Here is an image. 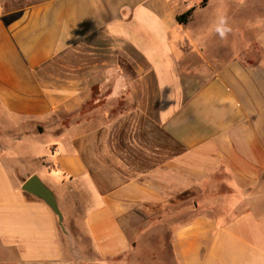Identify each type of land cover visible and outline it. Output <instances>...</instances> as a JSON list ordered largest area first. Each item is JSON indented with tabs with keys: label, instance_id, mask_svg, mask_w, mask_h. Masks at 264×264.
I'll return each instance as SVG.
<instances>
[{
	"label": "crops",
	"instance_id": "1",
	"mask_svg": "<svg viewBox=\"0 0 264 264\" xmlns=\"http://www.w3.org/2000/svg\"><path fill=\"white\" fill-rule=\"evenodd\" d=\"M2 126L0 264H136L184 196L173 264H264V0H0ZM32 176L94 257L21 190Z\"/></svg>",
	"mask_w": 264,
	"mask_h": 264
},
{
	"label": "rangeland",
	"instance_id": "2",
	"mask_svg": "<svg viewBox=\"0 0 264 264\" xmlns=\"http://www.w3.org/2000/svg\"><path fill=\"white\" fill-rule=\"evenodd\" d=\"M225 32V39L228 40L227 42H232V39L234 38L231 35V32L229 33L228 30H224L223 32L220 30H216L212 32L211 36V51L212 53H215L216 55H220V57L227 59L229 55L232 53L233 49L231 48H225V49H216V52H214V44L219 42L220 38L222 37V33ZM246 40H252L254 38V34L252 32H245ZM238 43H242L241 41H238ZM226 46V44H225ZM230 47V46H229ZM244 47V45H238L236 46V49H241ZM252 49H249V51ZM257 49H254L251 51V56L258 55ZM233 54V53H232ZM231 54V55H232ZM93 100L86 106H84L81 110H79L77 113L73 114L68 119H65V123L69 124L77 120V118H85L87 116H90L94 113L95 106L93 105ZM121 109H124V106L120 107ZM122 111V110H119ZM118 111V112H119ZM11 127L8 125L4 127V131L6 129H10ZM3 129V126L2 128ZM16 163L21 165V174L24 175V177L30 173V171L35 170V165L33 162H31L28 158L27 159H20L19 161H16ZM133 175V174H132ZM130 175H128L129 177ZM192 201L186 199V196L182 197L180 201H176L175 205L167 207L165 213L159 215L158 222L153 221V223L146 225L144 224L142 228V231L144 230H150V234H146L142 238H140L137 241L138 247L141 249V252L138 256L135 257L134 261L136 264H173L171 253H170V232H169V225L175 221L177 218L184 219L187 215V212H189L192 209ZM181 216V217H180ZM74 217L77 219V222L73 223L72 221H68V223H62L63 230L61 229V232L67 236H71V242L79 248H84L86 250V255L88 257H94L91 254V244L88 238L82 235L80 227L81 223L78 222L81 219L80 214H75ZM61 233V236H62ZM69 235H68V234ZM63 238V236H62Z\"/></svg>",
	"mask_w": 264,
	"mask_h": 264
},
{
	"label": "water",
	"instance_id": "3",
	"mask_svg": "<svg viewBox=\"0 0 264 264\" xmlns=\"http://www.w3.org/2000/svg\"><path fill=\"white\" fill-rule=\"evenodd\" d=\"M21 190L33 195L34 197L42 200L55 214L58 219L59 226L63 230V215L60 212L56 199L50 189H48L37 176H32L27 179L21 186Z\"/></svg>",
	"mask_w": 264,
	"mask_h": 264
},
{
	"label": "trees",
	"instance_id": "4",
	"mask_svg": "<svg viewBox=\"0 0 264 264\" xmlns=\"http://www.w3.org/2000/svg\"><path fill=\"white\" fill-rule=\"evenodd\" d=\"M201 5H203V3ZM192 12H193V8L185 11L182 14L177 15L176 19H177L178 23L179 24H186L188 22V20L190 19Z\"/></svg>",
	"mask_w": 264,
	"mask_h": 264
}]
</instances>
